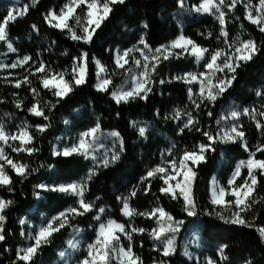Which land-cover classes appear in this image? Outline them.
<instances>
[{
  "label": "trees",
  "instance_id": "obj_1",
  "mask_svg": "<svg viewBox=\"0 0 264 264\" xmlns=\"http://www.w3.org/2000/svg\"><path fill=\"white\" fill-rule=\"evenodd\" d=\"M67 2L68 0H38L33 6L31 0H0V21L7 15L10 7L28 5L25 14L7 26L8 39L16 51H9L7 43L0 41V63L10 65L25 55L32 57L23 67L0 72V123L9 133H15L20 127L29 125V131L35 137L30 146L37 149L32 155H28L26 152H13L11 148H7V154L13 160L28 164L35 171H31L26 179H21L8 169L13 180L12 190L0 187V199L13 201L4 212L5 240L0 241V264H23L17 260L16 253L28 244L29 232H34L46 219L76 206L77 197L48 189L82 180L94 168V164L80 154L54 155V148L57 145L60 148L69 146L81 133L97 124L100 133H119L118 143L113 144L119 153V159L107 168L98 166L96 175L88 182L84 198L86 202L93 204V210L76 216L71 220V226L55 233L50 242L39 249L31 264H63L60 253L68 249V241L76 231L84 233V246L92 243L98 228L96 217L100 208L105 211L100 214L99 221L113 219L126 226L146 229L143 233H133L131 242L123 235L120 241L125 248L131 243L133 252L143 264H154L161 260L165 264H203L188 259L182 251L183 237L193 240L197 234L205 242L202 258L212 257L216 264H264V242L257 231V228L264 227V175L257 173L258 183L254 193L257 202L249 211L242 213L252 226L225 223L215 214L219 209H215L210 203L213 179L217 178L221 186L227 187L237 163L248 158L242 142L226 143L218 139L213 144L214 151L205 152L204 161L191 165L196 173L192 194L197 203V216L190 217L183 211L182 197L173 200L168 195L161 194L159 189L164 185L159 178L150 180L148 192L144 191L148 183L141 181L148 170L171 158L169 149H172L171 156L178 158L185 149L191 151L201 143H208L203 135L205 131L214 136L218 132L222 135L224 130L235 123L242 126L249 149L255 151L257 145L264 144V131L256 126V120L264 124V117L257 116L253 120L243 114L245 108L264 112V32L245 19L244 5L237 3L232 10L222 6L226 12L228 41L237 37L241 41L251 39L255 41L258 51L250 61L241 62L235 72L236 79L214 104L204 102L197 109L193 100L189 99V85L175 79L199 69L195 58L188 53H183L178 58L161 60L152 74L151 91L146 99L138 98L117 104L111 92L122 84L128 74L118 73L115 51L139 45L141 38L155 49L171 43L182 33L210 52L216 49L228 50L221 37L218 20L212 16L187 18L188 14L182 8L180 0H125L123 4L112 6V12L96 30L92 42L86 44L70 39L67 30L51 27L45 20L50 11L59 14ZM202 2L203 0H183L190 8L199 6ZM244 3H249V0H244ZM250 3L259 6V0H250ZM77 12L83 17V10L78 9ZM183 18L186 21L184 29L180 24ZM70 23L76 26L74 21ZM33 25L36 29H33ZM84 52L88 54L87 82L75 87L58 103L51 91L43 89L38 75L29 76L30 86L23 84L16 88L14 83L9 82L23 79L41 61L51 71L68 73L67 80H71L70 71L76 61L74 58L81 57ZM97 60L112 74L113 83L108 91H99L95 87L98 81ZM227 77L230 79L231 73ZM30 87L39 91L41 104L51 102L55 105L50 110L45 107V114L49 117L47 121L27 111L35 102ZM18 98L23 101L22 108L16 107L15 101ZM195 101L200 103V98ZM178 110L181 116L175 118ZM232 111L241 112L240 117L236 120L223 119L229 117ZM189 112L198 123L192 130L185 129L181 133L180 129L187 120L186 113ZM209 112L212 114L208 115ZM44 124L49 125L46 131H36V125ZM141 127L146 129L144 136L139 133ZM196 128L200 131L195 130ZM103 142L113 143L112 140ZM256 158L264 159V153L257 152ZM246 176L247 170L243 169L242 177ZM237 183H243V179H238ZM39 185H46L47 188L42 189ZM134 188L137 195L129 199L131 208L143 213L162 207L175 221H183L172 255L163 256L160 242L150 235L151 230L157 227L156 219L141 215L130 219L122 214L123 204L118 197H128ZM208 212L212 215H208ZM231 212L232 209H224L222 214L227 218ZM24 218L30 223H21ZM221 245H227L224 250L227 259L220 257ZM86 255L85 250H81L74 256L71 264H76Z\"/></svg>",
  "mask_w": 264,
  "mask_h": 264
},
{
  "label": "snow or ice",
  "instance_id": "obj_2",
  "mask_svg": "<svg viewBox=\"0 0 264 264\" xmlns=\"http://www.w3.org/2000/svg\"><path fill=\"white\" fill-rule=\"evenodd\" d=\"M34 6L38 0H31ZM183 5V0H180ZM125 0H68L60 9L59 14L55 11H50L45 16V20L51 27H55L61 31L67 30L69 38L74 41H83L84 43H91L93 36L97 29H99L102 23L109 17L112 12V6L116 4H123ZM237 3H242L246 9L245 19L252 24L259 26L261 32H264V0H259V7L255 9V14L252 10L250 3H244V0H203V2L195 7L196 12H212L215 10L217 20L221 25V37L227 44L228 49H216L211 51L198 45L190 38L179 36L176 40L172 41L169 45H162L154 50L149 48L146 41L143 38L140 40L142 48L135 49L143 56V61L136 60L135 63L142 67L143 71L133 78V82L130 88L127 90H113L111 92L112 98L119 103H128L135 99H146L148 93L151 91L152 74L156 71L157 66L161 60H168L172 57H179L183 53H188L193 56L197 63L205 60L203 67L207 70L201 73H185L182 77H176L177 80H183L186 83H199V92L194 94L192 89L189 88V99H193V95H199L200 103L193 100V104L197 109L201 106V103H215L220 95H222L232 82L236 79L235 72L240 67L241 62L250 61L253 56L256 55L258 48L254 40H240L237 37L231 42L228 41V32L226 30V12L222 10V6L232 10L236 7ZM78 9L83 10V17L77 12ZM27 10L18 11L14 13V10H9L7 15L0 21V41L6 42L9 51L15 52L11 41L8 39L7 26L10 22H14L17 16H23ZM70 21H74L75 27ZM36 29V26H32ZM146 27V25H145ZM211 35V33H209ZM220 38V37H218ZM179 49L180 51H176ZM134 49H126L122 53L117 52L115 58V64L118 69H124L129 63V58ZM147 50V52L145 51ZM151 53L149 55L148 53ZM77 63H74L72 69V79H65L63 72H54L46 67L43 61L39 62L38 66L34 68L29 75H25L23 79H17L14 82L16 88H20L23 84L31 85L30 75H38L40 83L43 89H47L57 97V103L60 99L71 93L75 87H78L87 82V66H88V54L86 52L81 54V57L74 58ZM32 60V57L25 55L17 62H13L10 65L0 63V69L4 68H17L23 67ZM98 66V76L100 73L106 71V69L96 61ZM227 70L231 73V78L222 79L216 75L218 72H224ZM112 80L110 78H101L95 85L99 91H108L112 86ZM164 83V81H161ZM30 91L33 94L35 102L27 111L35 116L42 117L45 121L49 119L45 114V107H55L51 102L41 104L39 99V91L36 88H31ZM261 95V93H257ZM15 95V94H14ZM17 108H22L23 101L19 98L15 101ZM212 113L209 112L208 115ZM244 115L250 116L253 120H256L257 116L264 117V112H257L255 109L243 110ZM187 120L184 126L180 129L182 133L185 129L192 130L195 128L198 120L192 115V113H186ZM241 112L232 111L229 117L223 119L236 120L240 117ZM181 112L178 110L175 114V118H180ZM67 123V121H65ZM219 123V121L217 122ZM257 128L264 131V124L259 120H256ZM29 125H24L18 129L16 133H9L5 130V127L0 123V144L9 145L10 141H18V146L12 147L13 152H26L28 155H32L37 149H34L30 145L33 143L35 137L31 135L29 131ZM49 127L48 124L36 125V131L44 132ZM99 128V124L96 127L89 129L87 132L81 134L79 141L70 147H65L63 151H54V155L70 156L73 154L83 155L88 158L89 152L92 149V141L96 138V133ZM195 130L200 131L199 128ZM146 129L139 128V133L144 136ZM114 136L119 137V133H113ZM203 135L207 138L208 143H201L193 150L189 151L185 149L180 157H172V149H169L170 159L166 164L157 165L156 167L148 170L144 177H141L142 182H147L148 187L144 189L145 192L150 191L151 179L159 178L163 181V185L159 191L163 195H168L171 199L178 198L183 199V211L190 217L198 215L197 203L192 194V187L194 179L196 177L193 167L199 162L205 160V152L214 151L213 144L219 139L221 142H242V146L245 151L248 152V158L246 160H240L232 176L228 180V186H221L217 183H213L210 192V203L215 209H219L215 212L216 216L223 220L225 223L238 224L244 226H252L246 219H244L242 213L249 211L253 205L257 202L254 193L258 183L257 173L264 175V159H257L256 153H264V144L257 145L255 151L248 148L245 141V133L242 130V126L233 123L231 127L223 131V134L217 133L215 136L210 132H203ZM122 145V142H121ZM175 146L173 145V148ZM95 159V157H93ZM119 159V153H112L111 157L102 160V166L107 168L110 164H114ZM190 163L192 166H190ZM8 169L15 173L16 176L21 179H26L31 171L28 164L20 161L13 160L5 151L4 147H0V187H7L9 191L12 190L11 185L13 183L12 177L8 173ZM247 170V176L242 177V170ZM96 175V169H90L87 175L80 181H74L69 184H61L54 188L48 189L51 191H58L66 193L70 196L77 197L75 207H70L57 215L46 219V222L42 223L38 229L29 234V239L33 241L27 247L21 248L17 251L16 256L18 261H22L23 264H31L33 257L38 253L39 249L50 242V238L66 226H71V220L76 216H82L85 213L93 210V204L85 201V192L87 191L88 182ZM242 178L243 183H237L238 179ZM38 187L46 189V185H39ZM137 195V190L134 188L128 197H118L122 201L123 207L121 212L124 216L130 219L136 215L146 216L157 220V227L153 228L150 232L152 238L162 245V255L168 257L175 252V234L179 231V225L183 224V221H175L170 213H167L162 207H157L149 212H138L136 209L131 208L129 204L130 197ZM13 201L0 199V241L5 240V221L6 216L4 214ZM224 209H232L231 215L225 217L222 214ZM105 211L104 208L99 209V213L96 217L100 219V214ZM212 215L211 212L207 213ZM24 223V221H21ZM146 229L136 228L134 226H126L116 220L109 219L104 223H100L96 229V236L92 243L87 246V255L79 261V264H143L140 257H138L132 250L131 243L128 247L120 242L121 234L129 241L132 240L133 233H143ZM260 235V239L264 242V227L257 228ZM73 251L79 250V241H68ZM227 245H221L219 247V254L221 259H227L224 256V250ZM185 255L190 256L187 251ZM65 252H61L60 256L64 257ZM154 264H165V261L154 262ZM208 264H215L214 261L209 260Z\"/></svg>",
  "mask_w": 264,
  "mask_h": 264
},
{
  "label": "rangeland",
  "instance_id": "obj_3",
  "mask_svg": "<svg viewBox=\"0 0 264 264\" xmlns=\"http://www.w3.org/2000/svg\"><path fill=\"white\" fill-rule=\"evenodd\" d=\"M217 2H218V0H217ZM26 7L28 8V5H24V6H12V7H10L8 9V11L9 10H14V13H15V12H18V11H24ZM195 7H198V6H195ZM195 7L190 8V7H188L187 5H185L183 3V7L182 8L188 14V16H186L187 18L190 19V18H200V17H203V16H212L213 18H215L217 20L216 17L218 15V13L215 10H213L212 12H208V13L196 12L195 11ZM258 7L259 6L252 5V10H253V13L254 14H255V9L258 8ZM222 10H223V8H222ZM181 16H185V15H182L181 14ZM17 17H19V16H17ZM185 23H186V21L184 20V18L181 19V23L180 24H181L182 29H184L186 27V24ZM262 26H264V25H262ZM181 35L184 36L183 33ZM184 37H186V36H184ZM169 44H167V45H169ZM142 47L143 46L141 44H139V45H136L134 47L128 48V49H134L133 52L131 53V57L129 58V63L125 66L124 69H118L117 68L118 73H120V74L127 73L128 76L125 78V80L122 82V84L119 87H117L116 89H114V90H120V89L127 90L128 88L131 87L132 82H133V78L136 77V76H138L140 74V72L143 71L142 67L138 66L135 63L136 60L143 61V56L140 54L139 51L135 50V49H139V48H142ZM149 48L153 52H154L155 49H157V48L154 49V48H151V47H149ZM124 50H126V49H120V48L117 49L115 51V58H116L117 52L122 53ZM145 51L147 52V50H145ZM226 51H231V49H228ZM148 54L151 55L150 52ZM206 59H207V57H206ZM206 59L205 60H202L200 63H197L196 62V65L199 68L197 71L188 72V73H197L198 74V73L207 71L203 67L204 63L206 62ZM97 61H99V60H97ZM77 62L78 61L76 60L75 63H77ZM99 62L106 69V71L99 74L98 80L101 79V78H110L112 80V76H111L112 74H110V72L108 71L107 67L101 61H99ZM8 69H11V68L9 67V68L0 69V72L1 71H4V70H8ZM72 69H73V67H72ZM72 69L70 71V74H72ZM97 69H98V66H97ZM227 72L228 71L225 70L224 72H218V73H216V75L220 76L222 79L228 78L227 76H228L229 73L227 74ZM87 73H88V67H87ZM64 74H65V79H67V74L68 73H64ZM184 74L179 75V77L184 76ZM181 81H183V80H181ZM183 82H185V81H183ZM97 83H98V81H97ZM186 84L189 85V87L192 89V92L194 94H196V93L199 92V87L200 86H199V83L198 82H193L191 84L186 83ZM197 98H200L199 95H193V99L192 100H196ZM85 132H87V131H85ZM113 133H117V132L114 131V132L100 133L97 130L96 138H95L94 141H92V149L90 150L89 156H88V159H90L93 162L95 169L98 166H101L102 165V160L105 158V156H107L108 158H110L111 155H112V153L116 152L114 145L116 143H118L119 137L114 136ZM81 134H80V136H81ZM80 136L78 137V139L76 141H74L73 143H71L69 146H66V147H70L73 144H76L79 141ZM106 140H112L113 143L112 144H107V143L103 142V141H106ZM10 144H11V147L9 145H2V144H0V147H4V149H5L6 153H7V148H11L12 149V147L18 146L19 142L18 141H15V142L10 141ZM64 148H62L60 150L57 147V149L55 151H61L62 152ZM93 157H95V159H93ZM167 161H165L163 164H166ZM190 166H191V163H190ZM214 182L217 183V184H219V185H221L220 182H219V180L217 178H214L213 179L212 186H213V183ZM212 186H211V189H212ZM100 223H104V222L98 220V227H99V224ZM181 228H182V224L179 225V231L175 234V248H176V240H177V238L179 236V233L181 231ZM121 235H123V234H121ZM71 238L73 239V241H79V250H76V252L77 251L80 252L81 250H85V252L87 254V246L88 245L87 246H84V241H85L84 233H81V231H76L72 235ZM160 246L162 247L161 243H160ZM204 249H205V242L203 241V239H202V237L200 235H195L194 238H193V240H189V238L186 237V236L183 237V239H182V251H183V253H185L186 251L188 253H190V256L184 254L188 259H190V260H196V261L201 262L203 264H208V261L209 260L214 261L213 258L212 257H209V256H204L202 258V254H203V250ZM76 264H79V261Z\"/></svg>",
  "mask_w": 264,
  "mask_h": 264
},
{
  "label": "crops",
  "instance_id": "obj_4",
  "mask_svg": "<svg viewBox=\"0 0 264 264\" xmlns=\"http://www.w3.org/2000/svg\"><path fill=\"white\" fill-rule=\"evenodd\" d=\"M57 147H58V149H62V148H60L58 145L54 148V151L57 149ZM23 221H24V223L23 224H28V223H30V221L27 219V218H24L23 219ZM40 226V225H39ZM39 226H38V228H39ZM37 228V229H38ZM31 233H33L32 231H30L29 232V234H31ZM197 235H200V234H197ZM201 236V235H200ZM202 237V236H201ZM202 239H203V237H202ZM70 240H72L73 241V239L71 238ZM204 241V240H203ZM33 241H31L30 239H29V235H28V238H27V245L25 246V247H27L30 243H32ZM22 248H24V247H22ZM62 252H65L66 253V255L64 256V257H60V259L63 261V264H71L72 263V260H73V258H74V256L77 254V253H79L78 251L76 252V251H73V249L70 247V245H69V243H68V249L67 250H64V251H62Z\"/></svg>",
  "mask_w": 264,
  "mask_h": 264
}]
</instances>
